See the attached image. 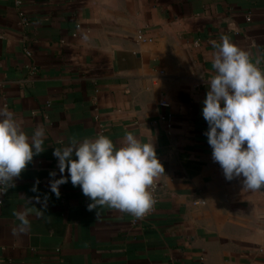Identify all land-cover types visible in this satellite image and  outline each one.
<instances>
[{
  "label": "crops",
  "instance_id": "obj_1",
  "mask_svg": "<svg viewBox=\"0 0 264 264\" xmlns=\"http://www.w3.org/2000/svg\"><path fill=\"white\" fill-rule=\"evenodd\" d=\"M23 1L27 26L14 0H0V108L29 135L42 125L46 150L0 193V264H264V188L225 179L202 117L221 35L264 53V0ZM126 132L154 142L165 169L146 221L88 211L70 180L59 198L50 192L55 148L97 134L119 146ZM38 194L49 197L39 216L28 203ZM25 208L31 229L14 236Z\"/></svg>",
  "mask_w": 264,
  "mask_h": 264
},
{
  "label": "clouds",
  "instance_id": "obj_2",
  "mask_svg": "<svg viewBox=\"0 0 264 264\" xmlns=\"http://www.w3.org/2000/svg\"><path fill=\"white\" fill-rule=\"evenodd\" d=\"M212 58L214 74L206 82L202 117L212 149L214 162L221 167L226 180L243 178L244 188H264V53L253 56L239 48L226 34L214 45ZM45 128L37 125L29 135L7 107L0 108V193L15 186L18 178L43 153ZM57 171L49 173V190L59 198L60 186L69 180L80 187L90 203L88 211L107 206L110 209L142 218L154 201L150 191L154 180L165 173L154 142H145L132 132H126L119 146L104 134L95 138L73 140L63 148H55ZM67 173V175H64ZM39 180L31 189L39 193ZM47 194L28 200L47 208ZM34 202V203H33ZM32 209L13 213L17 223L14 236L31 229Z\"/></svg>",
  "mask_w": 264,
  "mask_h": 264
},
{
  "label": "built area",
  "instance_id": "obj_3",
  "mask_svg": "<svg viewBox=\"0 0 264 264\" xmlns=\"http://www.w3.org/2000/svg\"><path fill=\"white\" fill-rule=\"evenodd\" d=\"M15 1V4L17 6V8L19 9L20 11V15H21V19H22V23L24 26H27L28 25V18L26 17L25 13L22 11V7H23V4H24V1L23 0H14ZM0 38H3L2 35H0ZM159 106L164 108V109H168L170 107V102L167 98L165 97H162L160 100H159ZM159 120L165 125L166 129H167V132L170 133V131L172 130L173 128V116L170 112H167L166 114L162 115ZM158 190H159V187H158V184L153 182V185L151 186V193H152V198H153V205L151 207V209L142 217V218H135L134 216L131 215V222L134 224V225H137V224H140L144 221L147 220V218L153 214L156 210V207H157V204H158V201H159V195H158ZM6 191V189L4 190V192H2L1 194H4ZM254 264H257L256 262H254Z\"/></svg>",
  "mask_w": 264,
  "mask_h": 264
}]
</instances>
